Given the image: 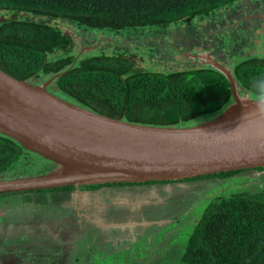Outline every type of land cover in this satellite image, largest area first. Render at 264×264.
I'll list each match as a JSON object with an SVG mask.
<instances>
[{
  "label": "trees",
  "instance_id": "obj_1",
  "mask_svg": "<svg viewBox=\"0 0 264 264\" xmlns=\"http://www.w3.org/2000/svg\"><path fill=\"white\" fill-rule=\"evenodd\" d=\"M239 1L0 0V19L7 16L0 21V70L34 85L31 80L53 78L49 92L113 119L164 127L198 123L219 115L232 102L230 85L222 73L209 66L168 73L145 71L132 57L116 51L76 56V38L50 22L57 20L113 35L145 28L165 33L169 26L179 25L192 32L194 19L211 18L221 9L233 10ZM236 58L231 71L237 86L252 99L263 96L264 58ZM29 154L17 142L0 135V178L28 176L30 173L19 168V163ZM44 161L43 174L54 167ZM47 163L52 167L48 168ZM242 172L245 171L175 182L91 185L80 190L174 185L225 179ZM73 190L69 186L36 192ZM7 195L16 193L0 194ZM180 260L181 264H264V187L258 193L240 192L209 201L186 239Z\"/></svg>",
  "mask_w": 264,
  "mask_h": 264
},
{
  "label": "rangeland",
  "instance_id": "obj_2",
  "mask_svg": "<svg viewBox=\"0 0 264 264\" xmlns=\"http://www.w3.org/2000/svg\"><path fill=\"white\" fill-rule=\"evenodd\" d=\"M234 6L235 11L221 9L211 18L194 19L192 32L179 25L169 26L165 33L145 28L113 35L57 20L50 24L76 38V56L116 51L132 57L145 71L168 73L204 67L199 57L207 55L231 71L236 56L264 58V0H240ZM249 19L252 22L247 25ZM239 20L247 21L239 25ZM48 78L31 81L38 85ZM238 89L240 95H249ZM21 161L19 168L30 173L28 176L45 172L46 162L32 153ZM263 179L260 173L248 170L225 179L170 186H112L104 195L98 189L81 190L82 210L78 212L102 219L105 226L109 224L105 228L98 226L100 222L93 226L84 220L77 223V214L73 221L74 212L71 221L39 212L54 209L57 202L62 207L77 204L73 192L0 196V264H181L186 239L207 203L240 192L258 193L264 187ZM120 202H133L134 206L127 209ZM145 204L152 205L155 216L141 214ZM162 211L168 214L159 218L156 214ZM120 224L123 227L116 234Z\"/></svg>",
  "mask_w": 264,
  "mask_h": 264
},
{
  "label": "water",
  "instance_id": "obj_3",
  "mask_svg": "<svg viewBox=\"0 0 264 264\" xmlns=\"http://www.w3.org/2000/svg\"><path fill=\"white\" fill-rule=\"evenodd\" d=\"M7 16L1 17L4 21ZM204 66L224 75L232 102L217 116L184 127L128 123L97 114L0 70V135L54 166L37 176L0 178V194L73 186L175 182L262 169L264 95H240L232 71L210 56Z\"/></svg>",
  "mask_w": 264,
  "mask_h": 264
},
{
  "label": "crops",
  "instance_id": "obj_4",
  "mask_svg": "<svg viewBox=\"0 0 264 264\" xmlns=\"http://www.w3.org/2000/svg\"><path fill=\"white\" fill-rule=\"evenodd\" d=\"M171 184H168V185H165V186H170ZM149 186H156V185H149ZM131 187H133V186H131ZM134 187H140V186H134ZM108 187H105V189H104V191H102V194L104 195L105 193H106V189H107ZM115 188H124V189H127V188H130L129 186H125V187H115ZM79 191L80 192H78V191H75V190H73V191H71V192H73L72 194H73V198L72 199H76V196H77V198H78V202H77V204H76V202L74 203V202H69L68 204H67V207H62L58 202H57V204H58V206H56L54 209H49V211H45V210H43V209H41L39 212H42V211H44V212H47V213H54V214H59L60 216H58V218L60 217L61 219H69L70 218V221H71V217H72V213L71 212H74V220L73 221H77V218H76V214L78 215V222L77 223H80V221H82V220H84L85 221V223H87V224H90V225H92V224H95V225H98V224H96V223H98V222H100V225H98V226H102V228H105V227H109L108 225L109 224H107L106 226H105V224H104V222H103V220L102 219H100V218H91V217H88L87 215H85V214H83V213H79L78 212V210H82V206L80 207V198L82 197V195H83V192L79 189ZM28 193H32V192H28ZM62 193H64V192H59V194H62ZM26 194V193H25ZM120 205H123V206H125L126 208L127 207H133L134 206V203L132 202L131 204L130 203H126V202H120ZM143 207H144V210H143V212H144V214L143 213H141L143 216H155L154 215V212L151 210V207H152V205L150 206V205H148V204H145V205H143ZM127 209H129V208H127ZM161 213V212H160ZM168 214V213H167ZM157 216H159V218H160V215H159V213L158 214H156ZM148 218V217H147ZM100 219V220H99ZM88 222H90V223H88ZM96 222V223H95ZM93 226V225H92ZM119 226V228H118V230H117V232H116V234L119 232V230L123 227V225L122 224H120V225H118ZM96 228V227H95ZM99 228V227H98Z\"/></svg>",
  "mask_w": 264,
  "mask_h": 264
},
{
  "label": "flooded vegetation",
  "instance_id": "obj_5",
  "mask_svg": "<svg viewBox=\"0 0 264 264\" xmlns=\"http://www.w3.org/2000/svg\"><path fill=\"white\" fill-rule=\"evenodd\" d=\"M235 7V6H234ZM233 11H235V9H233ZM250 17H251V14H250ZM248 19V18H247ZM241 21V22H240ZM242 21H247V20H239V25H241L242 23H244V22H242ZM252 22V19H249L248 20V23H247V25L249 24L250 25V23L249 22ZM248 30H249V27L247 28ZM249 32H250V30H249ZM258 173H260V172H258ZM262 187V186H261ZM80 189V188H79ZM104 189H105V187H101V188H99L98 190H101V191H104ZM114 206H117V205H114Z\"/></svg>",
  "mask_w": 264,
  "mask_h": 264
},
{
  "label": "clouds",
  "instance_id": "obj_6",
  "mask_svg": "<svg viewBox=\"0 0 264 264\" xmlns=\"http://www.w3.org/2000/svg\"><path fill=\"white\" fill-rule=\"evenodd\" d=\"M260 174H261V172H260ZM262 175V174H261ZM262 176H264V175H262ZM264 181V180H263Z\"/></svg>",
  "mask_w": 264,
  "mask_h": 264
}]
</instances>
